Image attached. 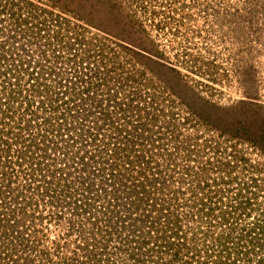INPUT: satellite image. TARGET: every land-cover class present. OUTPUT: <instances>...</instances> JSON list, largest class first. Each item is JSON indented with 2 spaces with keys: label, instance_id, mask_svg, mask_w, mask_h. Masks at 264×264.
<instances>
[{
  "label": "rangeland",
  "instance_id": "1",
  "mask_svg": "<svg viewBox=\"0 0 264 264\" xmlns=\"http://www.w3.org/2000/svg\"><path fill=\"white\" fill-rule=\"evenodd\" d=\"M42 53L60 81L18 68ZM85 68L105 87L47 129L41 103ZM130 90L150 117L120 96L110 121ZM263 141L264 0H0V264H219L186 221L192 196L219 198L212 217L258 240L240 263L264 264Z\"/></svg>",
  "mask_w": 264,
  "mask_h": 264
},
{
  "label": "trees",
  "instance_id": "2",
  "mask_svg": "<svg viewBox=\"0 0 264 264\" xmlns=\"http://www.w3.org/2000/svg\"><path fill=\"white\" fill-rule=\"evenodd\" d=\"M44 86L45 87H43L42 90L44 93L48 94V85L45 84ZM39 109L45 110L47 116L46 117L42 116L41 122H43V124L46 125L47 129H50V127H51L50 122H51V119L53 117V115L51 113H54L55 106L51 103L50 104L41 103V106ZM33 121H34L33 118L30 119L29 124L33 123ZM33 125H35V122ZM16 135H17L18 139L21 137V136H18L19 132H17ZM191 145H192V143H190V142L188 144H185L188 151L192 150V148L188 147ZM19 158H20V156H19ZM222 166H224V165L222 164ZM224 167H227V165H225ZM112 168L113 167H110L107 170H112ZM112 171L115 172L114 170H112ZM250 179H251V181H255V179H252V178H250ZM148 182L150 184L152 181H148ZM150 187H152V186H150ZM200 189H201V187H200ZM202 189H203V187H202ZM148 193L149 192L146 191L147 198H149V196H150V194H148ZM147 198H146V200H149V201L151 200V198H149V199H147ZM192 198H193V200L188 199L187 201H188V203L191 202L189 204V207L191 210H193V213L187 217L186 221H195L197 223V226L194 228V231H193V234H194L193 238H196V234H199L201 238L205 239L206 242H209L210 250L211 251H215V250L217 251V254H218V257L216 259L217 263H219V264H236V263L243 264V263H240V261L243 260V258H245V257L248 258V256L251 254L250 252H248L249 251V245L252 246V250H253L254 249L253 247H255V245H258V243H257L258 240L255 239L254 237L250 236V233H248V232H247V234H246V232L243 233V227L241 230L239 229V231H236V228L233 226L231 227V225H229V227L225 226L226 222L229 219L227 216L221 215L222 217L221 216L212 217V215H211L212 210L217 209L216 204L219 203V202H217L218 201L217 199H219V198L214 199L213 197H210V198L206 199L204 197L196 198L194 196H192ZM241 205L245 206L246 203L240 202L238 204V206H241ZM151 207H153V208L155 207L158 211L161 210L158 208V206H156L155 201H154V203H152ZM229 207L231 208V206H229ZM233 209L236 210L237 207L236 208L233 207ZM165 211L166 210H164V215H165ZM159 213L161 214V211ZM158 220L159 219L157 218L156 221H158ZM175 221H176L177 227L180 228L179 216L178 217L176 216ZM151 224H155V221L152 222ZM220 226H223L224 230L218 232V230L220 229ZM165 228H167V231H169L171 229V228H168V225ZM259 228H260L261 234L260 233H258V234H260V235L264 234V226H261L258 228L255 226L253 229H256L258 231ZM242 233H243V235H242ZM240 240L242 242L241 246H239ZM248 241H249V245L247 244ZM1 242H2V240H1ZM3 242H5V241L3 240ZM229 243H231L230 244L231 246H229ZM166 244H167V242H166ZM203 248H205L204 245H203ZM4 249L5 248L1 247V245H0V253L1 254L3 253V256H6L4 254ZM232 249H234V251H235V253H234L235 256L229 255L227 258H225L224 257L225 254H223V253L226 250H232ZM205 251H206V249H205ZM196 252L198 253L199 250H197ZM206 257L209 258L208 255H206ZM236 257L237 258L240 257V259H237ZM229 260H232V261H229ZM203 262H204L203 264L208 263L207 260H204ZM199 263H201V262H199ZM253 264H260V261L259 260L253 261Z\"/></svg>",
  "mask_w": 264,
  "mask_h": 264
},
{
  "label": "built area",
  "instance_id": "3",
  "mask_svg": "<svg viewBox=\"0 0 264 264\" xmlns=\"http://www.w3.org/2000/svg\"><path fill=\"white\" fill-rule=\"evenodd\" d=\"M46 18L50 23H51V21H53L54 23H57V21L55 19L50 20V17H46ZM59 19H60V22L63 24V26H65L66 21H64V18L59 17ZM49 22H48V24H49ZM42 34H43V32H42ZM44 38L45 39L42 42L46 43V45H50L49 43H51V41H52L51 36H49V34H48V37L44 36ZM42 47L45 48V46L43 44H42ZM45 51L47 52V49ZM40 55H42V57L48 56V54H46V53H42ZM46 58H45V60L43 58L42 63H44V65H42L41 70L37 69V68L36 69L29 68L28 69L27 68L28 64L26 62H20L18 68L21 71L29 70V73L31 76L36 77V78H43L45 81L54 80V79H56V77H57V81H60L59 74L62 72L61 71L62 67L60 66L61 60L59 59V57H55V56H53L52 59L47 58L49 60V62L47 61V63H48V66H47ZM33 59H35V58H33ZM55 62H56V65H55ZM82 63H84V62H82ZM49 64L52 66V68H51V66H49ZM84 64H85V66H87L86 63H84ZM88 65H90V64H88ZM84 70L80 69L77 72H74V73L72 72V74L70 72L68 75L69 77L67 80V84L62 86L61 91L59 93H58V90H57V93L53 92L54 87L51 85V83L45 82V84L48 85V94L52 90L53 93H51V94L53 96H55V97H52L53 98L52 101H54V104L53 103H51V104H53L54 106H58V105H61L64 103L63 106H68L70 108L72 107L71 112H74L76 110L75 108H77V107L87 108L88 104L86 105L84 102H85L86 98L95 95L94 90H92V89L97 90L94 87L97 85V80L93 74V71L89 72L88 70H86V68ZM33 77L30 78L31 79L30 81L32 83H35L36 78L34 79ZM45 84H38L37 88H40V90H42V88L45 87L44 86ZM98 84H99L100 89L105 87V84H103L100 81H98ZM65 92H66V95H63ZM42 93H44L43 90H42ZM61 96H63L62 97L63 99L59 98ZM120 96H125L124 103L129 102V103H132L131 104L132 106L142 107L140 109V112L145 114V116H144L145 119H146V117H148V118L150 117V114L148 111L150 110V107L152 106L153 103H151V102L147 103L145 100L142 103V100L139 101L137 99V98H139V96H137L132 90H130V92L128 91L126 95L125 94L122 95L120 92L115 91L114 94H110L109 100H108L110 102V105H109L110 113H108L111 116L110 121H114L117 119V117H115V115H113L114 108L118 109V107H120V105H124L122 102H119ZM143 96H144V94H143ZM113 98L116 99L117 103L113 102V100H112ZM90 103H91L90 107L96 106L95 102H90ZM153 106H155V105H153ZM74 115L77 116V113ZM79 115L82 116L83 113H79ZM79 120H82V118L80 117Z\"/></svg>",
  "mask_w": 264,
  "mask_h": 264
},
{
  "label": "flooded vegetation",
  "instance_id": "4",
  "mask_svg": "<svg viewBox=\"0 0 264 264\" xmlns=\"http://www.w3.org/2000/svg\"><path fill=\"white\" fill-rule=\"evenodd\" d=\"M122 48H125L127 50L132 49V51H137L139 53V56L140 57H143L145 60L151 61L150 59H151L152 55H151V53L148 50H140L139 48L136 47V45L130 46L129 44H124V43H123ZM127 78H128V81L127 82H129L130 79H131V77L129 76ZM127 78H122V79L124 80V79H127ZM94 87L95 88L96 87H99V84L97 83V85L94 86Z\"/></svg>",
  "mask_w": 264,
  "mask_h": 264
},
{
  "label": "clouds",
  "instance_id": "5",
  "mask_svg": "<svg viewBox=\"0 0 264 264\" xmlns=\"http://www.w3.org/2000/svg\"><path fill=\"white\" fill-rule=\"evenodd\" d=\"M251 177H253V178H254V177H255V174H253Z\"/></svg>",
  "mask_w": 264,
  "mask_h": 264
}]
</instances>
